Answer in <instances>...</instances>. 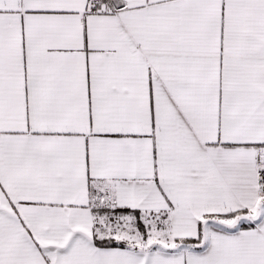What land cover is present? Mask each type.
<instances>
[{"label": "snow or ice", "instance_id": "1", "mask_svg": "<svg viewBox=\"0 0 264 264\" xmlns=\"http://www.w3.org/2000/svg\"><path fill=\"white\" fill-rule=\"evenodd\" d=\"M0 264H264V0H0Z\"/></svg>", "mask_w": 264, "mask_h": 264}]
</instances>
